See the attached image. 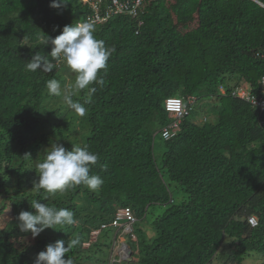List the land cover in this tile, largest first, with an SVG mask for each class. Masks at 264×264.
<instances>
[{
	"label": "trees",
	"instance_id": "16d2710c",
	"mask_svg": "<svg viewBox=\"0 0 264 264\" xmlns=\"http://www.w3.org/2000/svg\"><path fill=\"white\" fill-rule=\"evenodd\" d=\"M51 3L0 0V196L18 215L34 211L29 200L38 199L71 209L76 223L46 229L32 245L11 240L21 232L16 223L0 237V264H34L48 244L72 236L80 238L68 254L73 264L101 261L100 236L84 244L125 206L138 220L151 213L154 235L134 225L136 239H129L138 260L122 262L244 264L254 256L264 264V108L233 94L245 84L264 93V0H145L135 17L116 14L94 24L96 37L115 51L100 72L105 85L83 117L47 92V80L65 83L63 60L53 61L52 72L26 70L36 52H51L43 33L55 38L92 13L80 0ZM85 91L73 99L82 101ZM176 96L196 103L166 140L163 129L174 117L165 102ZM200 109L207 116L198 123ZM55 142L99 154L91 174L103 178L100 189H33L36 165ZM12 148L5 163L3 153ZM157 205L166 207L162 214L151 211ZM104 232L113 236L117 229L107 225Z\"/></svg>",
	"mask_w": 264,
	"mask_h": 264
},
{
	"label": "clouds",
	"instance_id": "9594fccd",
	"mask_svg": "<svg viewBox=\"0 0 264 264\" xmlns=\"http://www.w3.org/2000/svg\"><path fill=\"white\" fill-rule=\"evenodd\" d=\"M69 3L70 0H52L50 7L59 8L61 4L66 7ZM95 33V25L90 20L65 25L55 38L43 33L41 39L45 45L51 43V52L48 55L36 52L26 63L28 71L35 72L39 69L52 72L56 67L53 61L63 60L76 74L74 82L62 86L59 80L52 78L47 80L46 89L50 96L61 97L67 108L81 117L86 115L88 110L86 106L93 103L98 88H103L105 85L100 72L107 68L109 58L115 51L113 47H106L105 42L98 39ZM245 86L249 89L248 84ZM83 90L86 91L82 101L74 100L73 97ZM165 103L166 106L176 105L178 107L181 101L178 97H169ZM44 152L43 160L36 165L35 169L38 173V180L33 182V189L36 191L43 190L45 193L55 194L83 185L89 191L95 192L103 185L104 180L99 174H91L92 167L97 165L100 157L98 153L91 151L88 145L73 144L69 150L63 144L55 142ZM24 158H31L30 153L25 154ZM29 201L34 211H21L16 219L19 222L20 231L30 232L33 239L46 229L58 230L57 226H71L76 223L74 212L71 209L49 206L38 199ZM125 243L129 245L127 239ZM79 244V236H72L67 240L60 239L48 244L45 250L37 254L34 264H73L68 254ZM124 258L119 264L126 260Z\"/></svg>",
	"mask_w": 264,
	"mask_h": 264
},
{
	"label": "built area",
	"instance_id": "2783aa9c",
	"mask_svg": "<svg viewBox=\"0 0 264 264\" xmlns=\"http://www.w3.org/2000/svg\"><path fill=\"white\" fill-rule=\"evenodd\" d=\"M84 4L88 5L92 13L86 18L94 24H102L107 21L111 16L116 14H128L130 16H137L141 11L145 0H81ZM264 85V77L262 81ZM224 91L223 87L221 88ZM235 96L241 97L252 103L256 107L264 108V93L263 95H257L248 89L247 86L243 85L233 91ZM177 97V96H176ZM181 101L180 105H168L166 110L174 117V121L170 125L163 129V137L166 140H170L175 137L180 131L181 119L191 112V104L196 103L194 97H190L186 101L183 97H178ZM138 218L135 216L132 208L130 206L121 207L117 210L113 220L108 224H102L100 229H95L91 233L90 241L85 244L88 246L92 241H95L107 225H111L117 229L115 233L116 239L114 240V250L113 259H111L110 264H119V262L124 258L123 255L127 256V245L125 239L118 235L123 234L124 236L136 239L134 233V225L137 223ZM249 222L252 226L258 225V220L255 216L249 217ZM119 258V259H117Z\"/></svg>",
	"mask_w": 264,
	"mask_h": 264
},
{
	"label": "rangeland",
	"instance_id": "374dc122",
	"mask_svg": "<svg viewBox=\"0 0 264 264\" xmlns=\"http://www.w3.org/2000/svg\"><path fill=\"white\" fill-rule=\"evenodd\" d=\"M60 65L62 66L61 69H63V67L65 68V70L63 71V77L65 78V83L62 84V86L64 84H68V83H71V82H74L75 80V73L72 72L68 66L66 65V63L64 61H62L60 63ZM55 101H59V100H62L60 98H55L54 99ZM53 100V101H54ZM63 103V102H62ZM62 103H59V104H62ZM206 112H204L203 110L200 109L199 113L197 114V116L195 115L194 119L198 122V123H201L203 122L205 119H206ZM13 151L14 149H10L9 151H4L3 153V157L6 158V160H4L5 163H8V159L10 157V155L13 154ZM156 154H157V158L158 160L161 159V156H162V148L161 147H158L157 148V151H156ZM33 164H35V160L33 161ZM36 179L38 180V176L36 177ZM176 184L173 183V187L175 186ZM166 207L163 206V205H157L153 208H151V211H156L157 213L156 214H162L164 211H165ZM150 215H147L146 217V220H138V222L135 224V227H142L143 229H146L147 230V233L149 236H153L154 235V232L152 231V228L150 226V220L149 219H152L153 215L151 213H149ZM17 211H16V208L13 207V203H10L9 201L6 202V206L2 209V213L0 215V226H4L6 224V227H12L13 225H16V223H18V220L16 219L17 218ZM149 220V221H148ZM100 236V237H99ZM99 243H102L104 244V251L102 253L99 254V257L101 258V261H98V262H94L92 260V262H85L84 264H109L108 262H104L102 260V258H105V259H110V256H111V259H113V254H112V250L113 249H110L109 247L111 246V241H112V238L115 236V234L113 236H110V234L104 232L103 234L99 235ZM120 236H122L123 239H127L128 242H130V245H131V248L133 250V244H132V241H130L129 237L127 236H124L123 234H120L117 236V238L119 240H122L120 239ZM39 237V236H38ZM38 237H36L35 239H33L32 237H28L27 235H24L22 232H20V235L18 238H15V237H12L13 239L17 240V243L20 244L21 242L23 243H26L27 245H32L34 244ZM41 238V236H40ZM85 247H88L87 244H84ZM37 254L34 256V260L36 258ZM124 256V255H123ZM131 258V262L133 261H137L138 258L134 257L133 254L131 257H128V259ZM119 259V258H117ZM259 261V260H258ZM254 256H249V258H247V260L244 262V264H258V262ZM121 264H127L126 262H121Z\"/></svg>",
	"mask_w": 264,
	"mask_h": 264
},
{
	"label": "flooded vegetation",
	"instance_id": "af4514ba",
	"mask_svg": "<svg viewBox=\"0 0 264 264\" xmlns=\"http://www.w3.org/2000/svg\"><path fill=\"white\" fill-rule=\"evenodd\" d=\"M4 202H3V199H2V197L0 196V215H1V213H2V209L5 207L4 205ZM8 227H6V224L2 227V226H0V237H2V238H6L7 237V234H6V229H7ZM11 240L13 241L14 239L13 238H11Z\"/></svg>",
	"mask_w": 264,
	"mask_h": 264
},
{
	"label": "water",
	"instance_id": "95a60500",
	"mask_svg": "<svg viewBox=\"0 0 264 264\" xmlns=\"http://www.w3.org/2000/svg\"><path fill=\"white\" fill-rule=\"evenodd\" d=\"M126 245H127V249H128V252L126 253L128 256H126L124 259H126L127 261H130L131 260V258L130 259H128V257H131L132 256V250H131V248H130V246L126 243Z\"/></svg>",
	"mask_w": 264,
	"mask_h": 264
}]
</instances>
